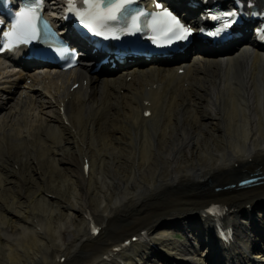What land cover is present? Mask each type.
Returning <instances> with one entry per match:
<instances>
[{
	"label": "bare ground",
	"instance_id": "1",
	"mask_svg": "<svg viewBox=\"0 0 264 264\" xmlns=\"http://www.w3.org/2000/svg\"><path fill=\"white\" fill-rule=\"evenodd\" d=\"M206 60L95 81L25 133L27 118L1 124L0 264H259L264 184H232L264 174V54ZM168 224L194 241L191 258L167 252L186 245L162 239ZM214 226L234 230L225 252Z\"/></svg>",
	"mask_w": 264,
	"mask_h": 264
},
{
	"label": "snow or ice",
	"instance_id": "2",
	"mask_svg": "<svg viewBox=\"0 0 264 264\" xmlns=\"http://www.w3.org/2000/svg\"><path fill=\"white\" fill-rule=\"evenodd\" d=\"M134 0H84V6L78 8L75 0H67V11L74 14L79 22L89 31L98 36L118 39L116 31L109 27L110 22L124 20V27L120 32L135 34L144 29H150L153 32V43L171 44L173 41H185L193 35L194 30L187 26L159 3L156 8L160 11L145 12L137 10L128 15V8ZM239 7V4H238ZM42 0H38L35 6H28L15 14V21L10 31L4 35L7 39V47L13 48L20 43H30L41 38L43 32L46 35L51 33L50 26L46 20H43L40 14ZM238 13L235 10H229L212 17L222 21V26L216 31L209 32L211 36H217L225 31L231 24L235 23ZM49 38L51 36L49 35ZM261 38H264V30H261ZM63 54V50H61ZM94 231H96L94 229Z\"/></svg>",
	"mask_w": 264,
	"mask_h": 264
}]
</instances>
